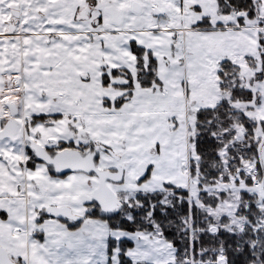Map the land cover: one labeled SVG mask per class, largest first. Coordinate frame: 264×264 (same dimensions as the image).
I'll return each mask as SVG.
<instances>
[{"label":"snow or ice","instance_id":"6c2138e0","mask_svg":"<svg viewBox=\"0 0 264 264\" xmlns=\"http://www.w3.org/2000/svg\"><path fill=\"white\" fill-rule=\"evenodd\" d=\"M0 264H264V0H0Z\"/></svg>","mask_w":264,"mask_h":264},{"label":"trees","instance_id":"16d2710c","mask_svg":"<svg viewBox=\"0 0 264 264\" xmlns=\"http://www.w3.org/2000/svg\"><path fill=\"white\" fill-rule=\"evenodd\" d=\"M113 223H117V224H119L120 223V221L119 220H115V221H113ZM77 228L76 227H69V230H71V231H74V230H76ZM124 247H126V248H132V243L130 242V241H128V240H126L125 242H124Z\"/></svg>","mask_w":264,"mask_h":264},{"label":"flooded vegetation","instance_id":"af4514ba","mask_svg":"<svg viewBox=\"0 0 264 264\" xmlns=\"http://www.w3.org/2000/svg\"><path fill=\"white\" fill-rule=\"evenodd\" d=\"M82 223L81 222H79V221H70V222H68V224H67V227H68V229H69V227H76L77 229H78V226H80ZM76 229V230H77ZM76 230H74V231H76Z\"/></svg>","mask_w":264,"mask_h":264},{"label":"rangeland","instance_id":"374dc122","mask_svg":"<svg viewBox=\"0 0 264 264\" xmlns=\"http://www.w3.org/2000/svg\"><path fill=\"white\" fill-rule=\"evenodd\" d=\"M81 227H83V224H81L80 226H78V229L79 228H81ZM77 229V230H78ZM128 241H130L131 243H132V248L135 246V240H133L132 238H131V234L129 235V237H128V239H127Z\"/></svg>","mask_w":264,"mask_h":264}]
</instances>
